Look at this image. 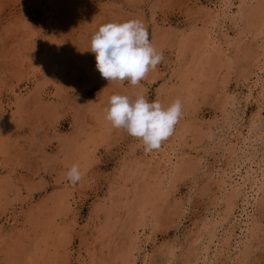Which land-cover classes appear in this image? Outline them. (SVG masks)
Returning a JSON list of instances; mask_svg holds the SVG:
<instances>
[{"label":"rangeland","instance_id":"374dc122","mask_svg":"<svg viewBox=\"0 0 264 264\" xmlns=\"http://www.w3.org/2000/svg\"><path fill=\"white\" fill-rule=\"evenodd\" d=\"M261 2L0 0V264H264ZM131 19L164 56L137 86L103 78L90 51L101 25ZM113 94L180 98L183 115L146 153L105 119Z\"/></svg>","mask_w":264,"mask_h":264},{"label":"clouds","instance_id":"9594fccd","mask_svg":"<svg viewBox=\"0 0 264 264\" xmlns=\"http://www.w3.org/2000/svg\"><path fill=\"white\" fill-rule=\"evenodd\" d=\"M90 49L103 78L109 82L129 81L132 86L139 85L164 59L138 19L101 25L91 37ZM105 112V119L114 129H123L139 139L144 151L150 153L173 135L183 115V104L180 98L165 107L159 100L149 102L144 95L131 99L127 95L113 94ZM66 176L72 184L80 182V166L73 164Z\"/></svg>","mask_w":264,"mask_h":264},{"label":"bare ground","instance_id":"6f19581e","mask_svg":"<svg viewBox=\"0 0 264 264\" xmlns=\"http://www.w3.org/2000/svg\"><path fill=\"white\" fill-rule=\"evenodd\" d=\"M262 3V2H261ZM262 4H264V3H262ZM227 5V4H226ZM261 5V4H260ZM247 6V5H246ZM257 5H253L252 7L253 8H255ZM244 7H245V5H244ZM249 7H250V5H249ZM248 7V8H249ZM252 7H251V9H248L247 8V12L248 13H252L250 16H254V11L257 9L258 10V8H256L255 10L253 9L252 10ZM257 7H259V10L261 11V12H263L264 11V8H263V6H257ZM241 9L243 8V7H240ZM246 9V8H245ZM244 8H243V10H245ZM256 10V11H257ZM220 11H222V10H220ZM255 11V12H256ZM217 12H219V11H217ZM217 12H216V10L215 11H213V13H215L214 15V18L213 19H215V18H218L219 17V15L217 14ZM223 12V11H222ZM222 12H220V14L222 13ZM227 12V11H226ZM244 13H246V12H243V14ZM260 13V12H259ZM224 14V13H223ZM242 14V13H241ZM257 14V13H256ZM255 14V15H256ZM212 15V14H211ZM210 15V16H211ZM247 15V14H246ZM248 16V15H247ZM246 16V17H247ZM252 16V17H253ZM257 16H258V14H257ZM249 17V16H248ZM247 17V18H248ZM255 17V16H254ZM251 18V19H256V17L255 18ZM260 17H263V19H264V16L262 15V13L260 14ZM259 16L257 17V19L258 18H260ZM246 18V19H247ZM250 20V19H249ZM259 20H261V18L259 19ZM221 21V20H220ZM251 21V20H250ZM253 22V21H252ZM262 21H260V23H261ZM264 22V21H263ZM223 23V22H222ZM251 23V22H250ZM255 24H253V25H255L253 28L255 29L256 28V24L258 23V22H256V20H255V22H254ZM260 23L258 24V25H260ZM252 24V23H251ZM262 25L264 26V24L262 23ZM260 27L261 28H263L261 25H260ZM263 31V30H262ZM262 31L260 30L259 31V33H262ZM259 56H260V59L258 60V62H257V64L255 65V72L253 73L254 75H255V77L257 78V80L259 81L260 80V76H261V74H263L264 73V51H263V53H260L259 54ZM264 84V83H263ZM262 92H264V85H263V87H262ZM264 94V93H263ZM261 97H263V96H261ZM256 103V102H255ZM252 126V125H251ZM253 127V126H252ZM258 130V129H257ZM253 135V134H252ZM238 136V135H237ZM235 145H237V144H235ZM235 150V149H234ZM230 153V152H229ZM233 153H234V151H233ZM232 154V153H231ZM152 155V154H151ZM233 156H235V155H233ZM247 157V156H246ZM235 159H236V157H234ZM242 159V158H241ZM249 160V159H248ZM162 161V160H161ZM165 163H167V161L165 162ZM243 163V162H242ZM252 163V162H251ZM226 164H228V163H226ZM230 164V163H229ZM250 164V163H249ZM238 165V164H237ZM248 165V164H247ZM163 166V165H162ZM229 166V165H228ZM240 166H242V165H240ZM249 166H251V165H249ZM245 167H247V166H245ZM258 167V166H257ZM227 168V167H226ZM232 168V167H231ZM235 168V167H234ZM261 168V167H260ZM237 169V168H236ZM228 170H229V168H228ZM240 170V169H239ZM245 170V169H244ZM243 170V171H244ZM230 171V170H229ZM232 171V170H231ZM234 171V170H233ZM232 171V172H233ZM248 171V170H247ZM262 171V170H261ZM220 172H223V173H221V175H220V177L219 178H221V182H222V185H225L226 184V182H227V180L229 181V180H232L231 178H232V176H231V174L229 175V172H227V171H220ZM241 172V171H240ZM250 172H251V170H250ZM255 172V171H254ZM218 173V172H217ZM236 173V172H235ZM236 174H238V173H236ZM239 175V174H238ZM245 177V176H244ZM248 177V176H247ZM262 177V176H261ZM260 178V177H259ZM240 179V178H239ZM241 179H242V176H241ZM241 179H240V181H241ZM246 179V178H245ZM258 180V179H257ZM237 181V180H236ZM244 181V180H243ZM230 182V181H229ZM242 182V181H241ZM246 182V181H245ZM263 183V182H262ZM237 184V183H236ZM242 184V183H241ZM261 184V183H260ZM229 186H230V184H228ZM242 185H244V184H242ZM241 185V186H242ZM234 186V185H233ZM256 186V185H255ZM245 187V186H244ZM241 187H237L236 189H233L232 190V193H230V195H228L229 197V199H228V203L229 202H233V200H234V202H237V201H240V202H244V200L242 199V198H245V196L247 195V194H245V191H243L242 189H240ZM243 188V187H242ZM223 189V188H222ZM264 188H262L261 186H260V190L262 191ZM231 192V191H230ZM247 203V202H246ZM230 205H232V203H229ZM237 203H235L234 204V206L236 205ZM231 208H233V206L231 207ZM236 208V207H235ZM229 210H231V212H232V209H229ZM233 210H234V208H233ZM227 213V212H226ZM229 214H231L230 213V211H229ZM233 214V213H232ZM232 214L230 215V216H232ZM229 216V217H230ZM237 217V216H236ZM223 220V219H222ZM219 222H221L220 220H218ZM216 222V221H215ZM217 223V222H216ZM216 223H214V224H216ZM221 223H223V221L221 222ZM208 224V223H207ZM213 224H211V226H212ZM256 225V224H255ZM209 226H207L206 225V228H205V230L208 232V233H210V238L212 239L213 237H215V233H216V231L217 230H219L218 228H217V225H215V226H213L212 227V232L209 230V228H208ZM240 227V226H239ZM257 227V226H256ZM223 228V227H222ZM249 228V227H248ZM254 229H255V226L253 227ZM254 229H252V227L250 226V229L248 230V233H249V235L251 236L252 235V233L254 234V232L256 231V230H254ZM253 230H254V232H253ZM136 231H137V229H136ZM245 231H246V228H245ZM140 234V233H139ZM247 234V233H246ZM202 235V234H201ZM231 235V234H230ZM225 236V235H224ZM228 236V235H227ZM244 236V235H243ZM247 236V235H246ZM138 237V236H137ZM199 237V236H198ZM223 237V236H222ZM252 237V236H251ZM140 238V237H139ZM197 238V237H196ZM249 238V237H248ZM135 239V238H134ZM223 239V238H222ZM138 240V239H137ZM201 241H202V236L201 237H199L198 239H197V245H199V244H202L201 243ZM210 241V240H209ZM223 242V244L221 243V245L219 246L220 247V251H219V253L218 254H216V256H218L219 254H223L224 253V251L227 249L226 247L227 246H229L230 244H229V241H230V239H228V237H226V239H224V240H222ZM195 242H196V240H195ZM208 242V241H207ZM194 245H195V243H194ZM193 246L191 245V248H192ZM198 247V246H197ZM206 247V246H205ZM195 248V247H194ZM199 249H201L200 247H199ZM218 249V248H217ZM228 249H229V247H228ZM219 250V249H218ZM190 251V250H189ZM195 251V250H194ZM198 251H200V253L203 251V250H198ZM197 251V252H198ZM207 251V250H206ZM218 252V251H217ZM216 252V253H217ZM227 252V251H226ZM190 253V252H189ZM207 253V252H206ZM198 254V253H197ZM209 254V253H208ZM225 254V253H224ZM215 255V254H214ZM227 255V254H226ZM201 256V255H200ZM204 256H205V251H204ZM215 256V257H216ZM203 257V256H202ZM223 257V256H222ZM198 258H199V256H198ZM198 258H197V261H199L198 260ZM204 258V257H203ZM195 259H196V257H195ZM194 259V260H195ZM186 261V260H185ZM196 260H195V263L197 264L198 262H197ZM187 262V261H186ZM201 262H202V260H201ZM210 262V261H209ZM208 262V263H209ZM212 262H217V258H215V261L213 260ZM212 262H211V264H212ZM204 263V262H203ZM190 264V263H189ZM193 264V263H192ZM214 264V263H213Z\"/></svg>","mask_w":264,"mask_h":264}]
</instances>
